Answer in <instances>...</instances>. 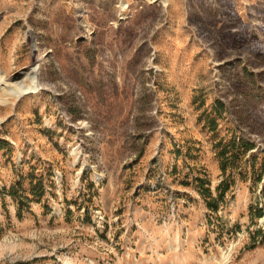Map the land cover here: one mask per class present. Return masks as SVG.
Listing matches in <instances>:
<instances>
[{"label": "rangeland", "instance_id": "1", "mask_svg": "<svg viewBox=\"0 0 264 264\" xmlns=\"http://www.w3.org/2000/svg\"><path fill=\"white\" fill-rule=\"evenodd\" d=\"M0 61V264H264V0H0Z\"/></svg>", "mask_w": 264, "mask_h": 264}, {"label": "trees", "instance_id": "2", "mask_svg": "<svg viewBox=\"0 0 264 264\" xmlns=\"http://www.w3.org/2000/svg\"><path fill=\"white\" fill-rule=\"evenodd\" d=\"M4 144H7V141H3L2 139H0V148L4 145ZM222 169L224 172H226V166L225 164H223L222 166ZM261 175L258 177V180H261ZM197 180L199 182V186H200V190L202 192V194L205 196L206 198V202H207V206L208 208L215 212L219 209L220 207V203H221V200L223 199L224 197V194H225V191L229 188V182H228V179H224L220 184H219V188H220V192L217 194V195H214L211 187L207 186L206 183H209V180L204 178V177H197ZM42 179H39L38 181L34 182L32 181L31 183V191L35 196H39L41 197V195L44 193V190H45V187H44V184L42 183ZM20 183H17L16 186H13L9 193L12 194V195H18L19 193V187ZM29 197L27 195H23L21 196V202L22 204L20 205V208H19V214L20 216L22 215V208H23V201L24 199H28ZM258 212L260 215H263L264 214V209L263 208H258ZM259 232L262 233V239H261V242L264 241V229L260 228L259 229ZM256 246V242L253 243L252 247H255Z\"/></svg>", "mask_w": 264, "mask_h": 264}, {"label": "bare ground", "instance_id": "3", "mask_svg": "<svg viewBox=\"0 0 264 264\" xmlns=\"http://www.w3.org/2000/svg\"><path fill=\"white\" fill-rule=\"evenodd\" d=\"M0 69H1V61H0ZM33 81H34V87L35 88H38L39 87V82H38V79H33Z\"/></svg>", "mask_w": 264, "mask_h": 264}]
</instances>
